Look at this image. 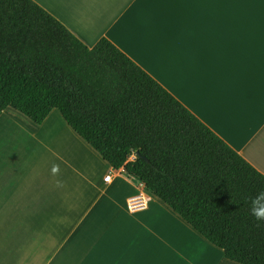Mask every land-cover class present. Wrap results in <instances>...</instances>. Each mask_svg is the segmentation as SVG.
Instances as JSON below:
<instances>
[{"label": "crops", "instance_id": "obj_1", "mask_svg": "<svg viewBox=\"0 0 264 264\" xmlns=\"http://www.w3.org/2000/svg\"><path fill=\"white\" fill-rule=\"evenodd\" d=\"M32 1L88 48L109 40L264 175V0ZM13 125L26 136L23 152L12 148ZM24 171L34 189L27 205L11 186ZM137 195L145 203L130 212ZM0 264L235 263L113 170L57 110L36 125L8 108L0 115Z\"/></svg>", "mask_w": 264, "mask_h": 264}, {"label": "trees", "instance_id": "obj_2", "mask_svg": "<svg viewBox=\"0 0 264 264\" xmlns=\"http://www.w3.org/2000/svg\"><path fill=\"white\" fill-rule=\"evenodd\" d=\"M52 110L235 264H264V175L106 38L88 48L32 0H0V115ZM264 199L256 205L260 210Z\"/></svg>", "mask_w": 264, "mask_h": 264}, {"label": "rangeland", "instance_id": "obj_3", "mask_svg": "<svg viewBox=\"0 0 264 264\" xmlns=\"http://www.w3.org/2000/svg\"><path fill=\"white\" fill-rule=\"evenodd\" d=\"M166 79L169 80V82H170V77L167 76ZM21 116H23V115H21ZM23 119H21V118L20 119L19 118L18 119H14V122H17L20 125H22V123H20V122ZM14 128H16V129H14ZM9 130L10 131L13 130L12 131V137H11V139H12L11 140L12 148L14 149L16 147V142H17V144H19V145H18V149L16 151L23 152V150L21 149V146L28 144L27 140H25L23 138V137H26V136H22L15 125H13L12 128L9 129ZM29 180H30V176L28 174H26V172L25 173H21L20 176H19V178L18 179L15 178L14 183L11 185L13 187L12 188L13 193L18 196V202L21 205H27L28 204V202L30 200V196H31V189L34 190L32 188V185L33 184H31V185L30 184H27V183H29ZM34 185H35V188L36 189L39 188L38 182H35ZM4 226L6 228H9V227H16L17 225L14 224V225H4ZM17 243H18V241H14V248L16 247ZM19 248H20V245H19Z\"/></svg>", "mask_w": 264, "mask_h": 264}, {"label": "built area", "instance_id": "obj_4", "mask_svg": "<svg viewBox=\"0 0 264 264\" xmlns=\"http://www.w3.org/2000/svg\"><path fill=\"white\" fill-rule=\"evenodd\" d=\"M109 180H110V176H106L104 178L105 182H108ZM144 203H145V198L141 195L131 197L127 200V209L130 212L137 211L138 209L143 207Z\"/></svg>", "mask_w": 264, "mask_h": 264}, {"label": "clouds", "instance_id": "obj_5", "mask_svg": "<svg viewBox=\"0 0 264 264\" xmlns=\"http://www.w3.org/2000/svg\"><path fill=\"white\" fill-rule=\"evenodd\" d=\"M261 199H264V195L252 201L253 207L251 210V214L255 217L257 221H264V207H261L260 210L256 209V205L259 203Z\"/></svg>", "mask_w": 264, "mask_h": 264}]
</instances>
